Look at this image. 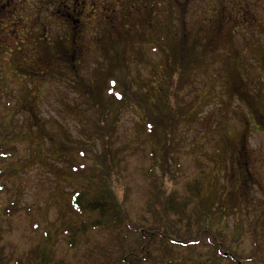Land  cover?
Instances as JSON below:
<instances>
[{
  "label": "trees",
  "instance_id": "16d2710c",
  "mask_svg": "<svg viewBox=\"0 0 264 264\" xmlns=\"http://www.w3.org/2000/svg\"><path fill=\"white\" fill-rule=\"evenodd\" d=\"M255 1L259 0H251L254 4ZM206 3L209 4V0H206ZM254 4L251 6L255 7ZM211 9L207 7V10L199 15V20L196 19L195 23L192 21L194 24L186 26L183 23L184 7L177 11L171 0H165L162 13L160 12L162 15L158 17L155 13L154 17L157 18L153 23L149 21L146 23L148 25L125 28L120 34H116L114 29L110 28L97 30L91 42L81 44V60L66 59L67 56L61 54L68 48L67 40L55 29L48 40L35 38V43L31 44L30 48L36 57L27 58V51L23 48L19 60H0L7 62V70L0 67V194L6 193L9 199L7 204L0 207V221L3 218H10L21 208L17 203L21 195L19 185L22 175L29 168L37 166L35 159L39 157L43 160L51 159L66 163V171L59 170V174L66 184L73 186L67 193V201L69 210L76 216V221L61 223L58 233L64 236L70 247L80 235L88 231L121 223L126 231L120 235L118 250L113 256L112 264L150 262L154 257V251H159L161 257L165 258L164 254L175 246L185 248L190 253L191 257L187 258L184 264L188 262L207 264L209 258L213 264H217L221 259H228L230 264L263 261L264 205L258 214H253L255 218H251L252 223L248 224L253 250L249 255L242 256L240 252L229 251L223 242L212 239L209 228L201 226L202 221H209L208 216L201 213L205 202L200 206L197 201V212L191 219L189 205L199 198L203 190L202 175L194 176L186 183V194L183 199H178L177 191L167 190L165 187L163 199L162 197L159 199L160 196L154 192V187L147 190L148 208L155 203L160 207L163 218L167 220L166 224L162 223L160 213L150 208L149 211L155 216L152 227L130 226L125 218L124 207L112 187L113 184L121 186L119 162L124 160L125 148L115 146L111 136L112 132L117 130L125 113L131 112L138 117L142 143L151 146L149 155L152 161L161 152L170 149L173 152V145L177 142L172 144L171 139L180 138L177 134L178 126L195 124L198 115L196 108L204 98L214 97L218 92L214 90L215 82L224 79L225 75L230 77L238 75L241 71L238 67L241 60L234 63L230 55L221 53L225 51L229 53L235 50L233 48H245L256 53L264 50V39L262 41L250 39L252 36L257 37V33H250L249 36L246 29L249 27L247 21H243L242 24L231 23L224 29V26L228 25L225 21L230 17L222 23L223 11L218 12L216 7L213 10V5ZM233 14L232 18L237 19L239 15ZM256 26L258 23L253 24L254 30H258ZM220 30L227 34L233 45H221L217 39ZM153 54H157L156 59L152 57ZM85 60L93 62L83 72L84 67L81 64ZM37 61L42 62L38 65ZM254 61L259 65V58ZM62 62L68 65L67 73L63 70V73L58 71L63 65ZM143 72H147V75ZM34 75L47 76L48 79L52 76L51 82L65 83L73 91L75 95L71 96L68 105L65 100L60 104H64L63 110L73 111V115L78 114L76 131L80 137H72L70 131L58 120L41 116L38 109L43 103L40 101L42 96L35 94L31 88L34 85L33 81L36 84L41 80L46 83L48 79L30 78ZM12 77L20 78L18 84L13 83ZM6 81H11L13 88L7 90ZM257 81L262 83L263 80L259 78ZM232 83V88L240 84L235 83L233 79ZM42 86L39 85L40 89ZM14 87L19 88L17 93H14ZM242 94L250 97L246 93ZM187 119H191L190 122ZM218 129L219 123L213 126L214 131ZM19 144H26L27 150L36 145L38 150L33 153L28 150V156L17 157ZM99 147L105 154L104 158L99 154L92 164L87 163L85 161L87 152L96 155ZM73 148L78 149L77 156L80 157V161L65 154L68 149ZM156 150L160 151L158 155ZM174 165V171L171 173L172 178L176 179V172L179 170L177 160ZM59 169L63 170L62 167ZM153 172L152 165L143 170V176L150 180V185L153 183ZM64 216L62 213L58 220L66 219ZM169 216L174 219L170 220ZM180 223L185 224L184 236L189 235L195 228V237L179 238ZM49 226L53 225L46 226L45 241L41 243L43 250L36 254L29 253L25 264H69L63 258L52 261L50 257L52 246L45 244L53 237L48 233ZM239 229L240 226L237 227V235ZM128 231L136 232L135 236L130 238ZM52 232L55 233V230ZM203 236L210 246L205 255L206 259L205 256L195 257L198 242ZM3 249V245L0 244V264L13 259L10 252L8 254L10 256L3 260L1 254ZM166 262L175 264L176 260L167 257ZM13 264H23V261L16 258Z\"/></svg>",
  "mask_w": 264,
  "mask_h": 264
},
{
  "label": "rangeland",
  "instance_id": "374dc122",
  "mask_svg": "<svg viewBox=\"0 0 264 264\" xmlns=\"http://www.w3.org/2000/svg\"><path fill=\"white\" fill-rule=\"evenodd\" d=\"M171 1L175 4L177 11L184 7L183 23L186 26L194 24L196 19H200L199 15L210 7L206 0ZM212 1L213 10L216 7L218 12L223 11L222 23L230 17L228 21H225L228 25L224 26V29L231 23L242 24L243 21H247L249 27L246 29L249 36L250 33H257V37L252 36L250 39L253 41L264 39V0L255 1V4L251 0ZM252 3L255 7L251 6ZM232 12L239 15L237 17L239 20L232 18L234 16ZM254 23H258L256 26L258 30L253 29ZM219 32L217 39L222 46L233 45L232 40L223 33V30ZM213 40L215 41V38ZM233 49L235 50L229 53L225 51L221 55H230L234 63L241 60L238 63L241 71L239 74L234 71L238 75H232L231 78L225 75L224 79L215 82L214 90L218 92L214 97L204 98L196 108L198 115L195 124L178 126L177 134L180 138L172 137L171 139L172 144L177 142L173 145V152L170 149L158 155L160 151L156 150L158 157L152 161L149 155L152 150L151 146L142 143L138 117L131 112L125 113L117 130L113 131L111 136L115 146L125 148L123 150L124 160L119 162L121 186L117 187L113 184L112 187L124 207L125 218L129 225L135 228L152 227L155 216L149 209L157 210L160 215L161 212L160 207L155 203L148 208L147 190L154 187V192L161 199L163 187H165L167 190L177 191L178 199H183L186 194V183L194 176L202 175L203 190L199 198L189 205L191 219L197 212V201L200 206L205 202L201 213L207 215L209 221H202L201 226L208 227L211 238L223 242L224 247L229 251L240 252L242 256H247L253 250L248 224L252 223L251 218H255L253 214H258L264 205V50L256 53L245 48ZM152 57L156 59L157 54H153ZM257 58L260 59L259 65L254 61ZM37 62L39 65L42 61ZM92 62V60H85L81 64L84 67L82 71L85 72ZM62 63L58 71L67 73L68 65ZM6 64V61H1L0 67L7 70ZM48 67L47 65V69ZM143 74L147 75V72ZM38 77L47 78V76L36 75L30 78L36 80ZM49 77L46 83L42 80L38 82L40 86L44 83L42 89L33 81L34 85L31 89L35 94L42 96L40 101L43 102L39 105L38 111L43 118L63 123L64 128L70 131V135L78 138L80 137L76 131L78 114L73 115V111L63 110L64 104H60L62 100H65L68 105L67 102H70L71 96L75 94L67 84L59 81L51 82L52 76ZM12 78L14 84L20 81V78ZM259 78L263 80V84L257 81ZM232 79L240 84L232 88ZM13 83L6 81L5 88L7 90L13 88ZM18 91L19 88L14 87V93ZM242 93L250 97H245ZM190 120L187 119L188 122ZM216 123H219L218 131L213 130ZM25 139L32 138L25 137ZM48 145L49 143L46 144L47 147ZM17 148V157L28 156L29 151L33 153L38 150L34 145L29 147L28 151L25 149L26 144H19ZM77 150V148L68 149L65 154L69 157H76L80 161ZM99 154L104 158L105 154L102 153L100 147L96 155L87 152L85 161L92 164ZM176 160L179 163V170L176 172V179H173L171 172L174 171ZM35 162L37 166L29 168L20 181L21 195L17 205L21 208L10 218H3L0 221V244L4 247L1 253L2 258L6 260L10 252L13 258L5 264H13L16 258H20L25 264L29 253L36 254L42 251L41 243L45 241L44 232L46 226L51 224L53 226L48 227V233H51L53 237L45 244L52 246L50 253L52 261L63 258L69 264H112L113 256L118 250L120 235L126 231L125 226L120 223L121 225L88 231L80 235L72 247L68 246L64 236L58 233L61 223L69 220L76 221V216L69 210L67 201V193L72 190L73 186L66 184L62 175L59 174V170L66 171V163L55 162L51 159L43 160L39 157L35 159ZM150 165L154 167L152 185H150V180L143 176V170ZM48 166H50L49 169H46ZM61 167L63 170L59 169ZM8 200L7 194L1 193L0 207L7 204ZM62 213L66 219L58 220ZM161 217L162 223L166 224L167 220L162 215ZM169 219L174 218L169 216ZM178 226L179 238L195 237V228L189 235L184 236L185 224L180 223ZM239 226L237 235L236 230ZM52 228L55 233L52 232ZM135 234L136 232L128 231L130 238H133ZM209 248L205 237H201L195 257L202 258ZM153 254L152 261L141 264H167V257L174 258L175 264H184V261L191 257L187 249L178 246L171 247L165 254L163 253L165 258L161 257L159 251H154ZM208 260L207 264H213L210 258ZM185 264H191V262ZM217 264H230V261L221 259ZM252 264H264V258L263 261Z\"/></svg>",
  "mask_w": 264,
  "mask_h": 264
},
{
  "label": "flooded vegetation",
  "instance_id": "af4514ba",
  "mask_svg": "<svg viewBox=\"0 0 264 264\" xmlns=\"http://www.w3.org/2000/svg\"><path fill=\"white\" fill-rule=\"evenodd\" d=\"M164 3L165 0H0V60H19L23 48L27 58L36 57L31 44L36 37L48 40L54 29L67 40L68 48L61 54L66 59L81 60V44L91 42L97 30L110 28L120 34L125 28L153 23L162 15ZM212 3L209 0L208 6Z\"/></svg>",
  "mask_w": 264,
  "mask_h": 264
}]
</instances>
